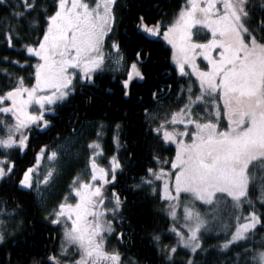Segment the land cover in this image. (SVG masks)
<instances>
[{
  "label": "snow or ice",
  "instance_id": "1",
  "mask_svg": "<svg viewBox=\"0 0 264 264\" xmlns=\"http://www.w3.org/2000/svg\"><path fill=\"white\" fill-rule=\"evenodd\" d=\"M118 3L11 0L0 15L6 45L14 48L15 40L27 56L0 57V64L31 69L26 82L24 75L0 68L12 81L0 88V192L16 189L13 206H0V246L13 244V234L23 227V220L15 219L24 211L17 195L35 203L45 221L62 226L55 252L23 264H125L127 253L109 248L108 241L114 237L124 247L131 242L132 233L125 231L130 227L124 208L128 201L117 186L132 156L128 153L122 162L113 153L106 157L108 166L98 162L104 152L101 136L108 127L103 121L96 122L95 138L85 145L84 171L70 173L67 189L55 202L46 199L54 180L82 154L73 149L84 130L78 113L59 129L47 116L58 115L57 109L77 95L98 87L96 80L106 73L123 77L121 92L129 99L136 83L146 78L145 48H137L135 58L126 63L123 41L113 39L124 22L117 15ZM132 30L144 40L162 37L160 42L171 46L172 72L185 82L180 92L171 84H155L150 93L154 107L149 111L142 106L148 147L155 148L153 141L175 145L168 159L153 152L151 161L157 167L143 168L144 175L133 177L130 189H148L147 198L163 202L158 215L165 217L166 227L156 223L150 232L154 252L161 255V264H207L210 250L243 245L222 264H264V240L260 247H251L257 228H264V0H185L170 21L149 20L140 11ZM173 95L183 96L174 109ZM91 100V95L85 96L86 103ZM137 100L143 104L142 98ZM121 130L114 122L112 140L117 147ZM46 133H54L47 137L51 142L39 139ZM34 141V162L18 168L14 154L25 153ZM45 159L50 166L41 172ZM225 214L233 221L230 228ZM226 228L222 242L205 246L206 236ZM172 234L174 242L164 243L162 237ZM184 250L185 257L177 259ZM128 264L139 262L130 259Z\"/></svg>",
  "mask_w": 264,
  "mask_h": 264
},
{
  "label": "trees",
  "instance_id": "2",
  "mask_svg": "<svg viewBox=\"0 0 264 264\" xmlns=\"http://www.w3.org/2000/svg\"><path fill=\"white\" fill-rule=\"evenodd\" d=\"M50 3L51 0H48ZM184 0H119L116 9L118 17L123 19L117 31V35L113 39L122 40L121 45L125 62H130L134 59V52L137 48L143 46L148 53L142 70L146 73V78L143 82L136 83L135 94L131 99L124 97L121 92L119 80L123 77L118 73H106L96 80L98 87H92L85 90L84 95H77L75 99L69 102L62 108L57 109L58 115H48L47 118L53 120L57 129L68 125L75 119L74 113L79 114V119L84 124V130L90 136V128L96 125L97 121H103L108 127L105 129L101 137V144L104 149L105 159L116 153L122 160H128V153H131V163L126 166L124 178L117 186V191L121 197H127V204L124 206L126 218L130 223V227H126L125 231L131 232V242L126 246H121L114 237H111L108 243L113 244L115 248L122 253L126 252L124 257L125 264L129 260L138 261L139 264H161L162 257L154 252L150 242V232L156 223L166 227L164 224L165 217L158 215V211L163 208V202L159 201L158 197L153 200L147 198L151 196L148 189L144 193H136L131 191V186L134 183L133 177L144 175L142 171L145 167H157L155 162L151 161V154L162 159H168L175 154V148L170 144L155 143V148L148 147V140L143 132L144 127H148L145 123L142 106L147 107L149 111L154 107L150 93L153 86L157 83L171 84L174 92H180L181 85H184L183 80H179L175 72H172L171 48L162 38H153L144 40L137 36L132 30V24L135 16L140 11L148 15L149 20L152 17L163 21H170L174 18L178 7L183 5ZM258 2V0H257ZM11 0H0V15L4 13L5 5L10 4ZM127 31V35H125ZM0 32L3 29L0 28ZM15 47L8 48L5 43V37L0 35V57L7 56L10 60H24L27 58L23 54L16 41H13ZM0 68H8L9 72L25 76V81L29 82V73L31 69L25 67L21 70L20 67L14 66L11 63L0 64ZM12 83L8 77L0 73V88H4L6 84ZM186 87V86H185ZM110 89V91H107ZM91 95L92 100L89 103L85 102V96ZM137 97L142 98L143 104L137 100ZM171 107L174 109L183 101V96L173 95L171 98ZM165 107L169 106L168 101L164 102ZM8 118V117H7ZM114 122H119L122 125V130L119 132L120 146L117 147L112 140V127ZM82 132V133H83ZM54 136V133H46L44 139ZM36 143L33 142L31 149L25 153H15L14 159L18 168H23L34 162L33 153L36 151ZM81 150L84 154L79 156L71 168L65 167L63 173L59 176L55 189L51 194L50 202H55L62 194V190L67 189V184L70 180V173L80 171L86 163L88 151L85 144H82ZM130 169V170H127ZM16 193L15 188H10L9 191L0 192V200L5 203L3 207L8 208L13 206V194ZM253 198L257 197V193H251ZM16 201L19 202L24 211L20 213L16 219L23 220V227L18 233H14L15 242L6 247L0 246V264H23L24 261L30 260L32 257L43 258L47 252H55L60 244L62 226L57 227L51 225L43 219V212L36 207L35 203H29L16 196ZM256 208H260V204L256 203ZM257 235L253 237L251 247H260V242L264 240V228H257ZM163 240H170V236L162 237ZM222 242L219 235L210 233L204 238L205 246L218 245ZM53 245L56 247L54 248ZM243 245L240 248H231V250H210L206 257L207 264H222L226 259H231L233 254L241 252ZM187 254V251L179 252L177 259H182ZM251 255V253H249ZM197 259H201L197 257Z\"/></svg>",
  "mask_w": 264,
  "mask_h": 264
},
{
  "label": "rangeland",
  "instance_id": "3",
  "mask_svg": "<svg viewBox=\"0 0 264 264\" xmlns=\"http://www.w3.org/2000/svg\"><path fill=\"white\" fill-rule=\"evenodd\" d=\"M184 2H185V0H184ZM199 35L203 37V36L205 35V33L200 32ZM161 38H162V37H161ZM169 46H170V45H169ZM170 48H171V46H170ZM200 63H201V67H204V66H205V62L202 61V58H200ZM195 90H196V89H195V87H194V91H195ZM163 107H165V106H163ZM165 108H167V107H165ZM32 110H36V107L33 106V109H32ZM195 111L199 112V111H201V109L196 108ZM4 118H5V119H8V118H7V115H5ZM95 127H96V125L93 126V127H91L90 130H89L90 132L93 133V136H90V135H89L88 133H86L85 131H84L83 133H81V136L78 138L77 146L73 149V151L84 154L83 150H81L80 148H81L82 144H85V145H86L88 139L95 138ZM104 131H105V130H104ZM104 131H103V133H104ZM103 133H102V134H103ZM101 137H102V136H101ZM173 146H174V148H175V145H173ZM82 154H81V155H82ZM81 155H80V156H81ZM87 155H88V154H87ZM173 156H174V155H173ZM98 162L101 163V164H103V165H105V166H108V160L105 159L104 153H103L101 156L98 157ZM48 166H50V165L48 164L47 160H46V159H45V160H42L41 168H40L41 172H44V171L46 170V167H48ZM83 171H84V167L80 170V172H83ZM59 176H60V175H59ZM59 176H58V178H59ZM58 178H56V179L54 180V182H53L52 185L48 188V191H47V193H46V199H47V201H48L49 203H51V202H50V198H51L50 196H51V194L53 193V191H54V189H55V186H56V183H57ZM257 196H258V193H257ZM0 206H2V205H0ZM197 206L199 207V205H197ZM2 207H3V206H2ZM2 218L5 219V220L8 219L7 216H4V217H2ZM15 219H16V217H15ZM224 219H225V221L227 222V225H228L229 228L233 226V221L227 216V214H225ZM10 223H11V221H10ZM227 230H228V229L226 228L224 231H220V232H218V231H213V232H211V233H212V234L215 233V235H219V237H221V239H222V241H223V240L226 238V235H225V234H226ZM169 236L171 237L170 240H168V241H166V242H165V240H164V243H171V242H174V239H175L174 234L169 235ZM60 239H61V238H60ZM162 239H163V238H162ZM109 240H110V239H109ZM70 247H71V246H70ZM108 247L111 248V247H115V246H114L113 244L108 243ZM184 251H185V250H184ZM186 251H187V250H186ZM63 258H67V256L65 255Z\"/></svg>",
  "mask_w": 264,
  "mask_h": 264
},
{
  "label": "flooded vegetation",
  "instance_id": "4",
  "mask_svg": "<svg viewBox=\"0 0 264 264\" xmlns=\"http://www.w3.org/2000/svg\"><path fill=\"white\" fill-rule=\"evenodd\" d=\"M183 4H184V2H183Z\"/></svg>",
  "mask_w": 264,
  "mask_h": 264
}]
</instances>
